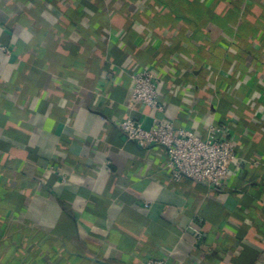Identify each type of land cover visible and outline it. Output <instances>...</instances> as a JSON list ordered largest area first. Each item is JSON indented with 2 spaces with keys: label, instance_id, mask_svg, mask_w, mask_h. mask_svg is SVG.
Returning a JSON list of instances; mask_svg holds the SVG:
<instances>
[{
  "label": "crops",
  "instance_id": "obj_1",
  "mask_svg": "<svg viewBox=\"0 0 264 264\" xmlns=\"http://www.w3.org/2000/svg\"><path fill=\"white\" fill-rule=\"evenodd\" d=\"M145 68L163 110L131 105ZM129 117L229 123L241 162L176 181ZM38 242L52 264H264V0H0V264Z\"/></svg>",
  "mask_w": 264,
  "mask_h": 264
},
{
  "label": "built area",
  "instance_id": "obj_2",
  "mask_svg": "<svg viewBox=\"0 0 264 264\" xmlns=\"http://www.w3.org/2000/svg\"><path fill=\"white\" fill-rule=\"evenodd\" d=\"M131 105L139 103L164 107L159 98L163 74L154 69L133 73ZM233 124V123H232ZM120 128L129 140L141 146L162 147L166 165L176 181L188 178L217 188L227 186L229 173L241 160L231 137V124H211L205 136L191 126L177 125L173 120L155 118L150 127L132 117L121 121ZM146 264H164L149 259Z\"/></svg>",
  "mask_w": 264,
  "mask_h": 264
},
{
  "label": "trees",
  "instance_id": "obj_3",
  "mask_svg": "<svg viewBox=\"0 0 264 264\" xmlns=\"http://www.w3.org/2000/svg\"><path fill=\"white\" fill-rule=\"evenodd\" d=\"M45 246V243H35L33 247L29 249V257L26 261V264H52L54 263V258L55 256H51L48 259L40 258V255L43 253V248ZM53 253L55 254L56 252L53 250ZM14 264H25L24 262H21L19 259L15 261Z\"/></svg>",
  "mask_w": 264,
  "mask_h": 264
}]
</instances>
